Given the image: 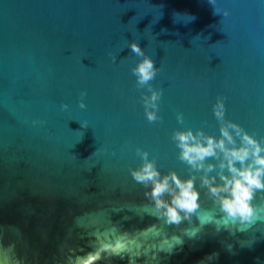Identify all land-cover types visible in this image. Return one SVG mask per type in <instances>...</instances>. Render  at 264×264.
<instances>
[{
  "label": "water",
  "instance_id": "1",
  "mask_svg": "<svg viewBox=\"0 0 264 264\" xmlns=\"http://www.w3.org/2000/svg\"><path fill=\"white\" fill-rule=\"evenodd\" d=\"M133 42L157 69L145 85L133 74L143 58ZM150 88L162 91L154 122L144 114ZM217 97L225 120L264 145V0H0V252L9 264H68L121 233L141 245L135 264H264V221L226 231L202 172L172 139L189 128L219 137ZM141 153L162 175L195 177L197 213L179 224L157 218L131 174ZM253 203L264 205V192ZM150 225L159 235L140 236ZM172 237L182 243L160 250Z\"/></svg>",
  "mask_w": 264,
  "mask_h": 264
},
{
  "label": "clouds",
  "instance_id": "2",
  "mask_svg": "<svg viewBox=\"0 0 264 264\" xmlns=\"http://www.w3.org/2000/svg\"><path fill=\"white\" fill-rule=\"evenodd\" d=\"M227 15L225 10L223 16ZM129 47L143 57L133 69V74L137 77V84L145 85L155 78L157 69L153 60L135 42L129 44ZM84 95L86 94L82 93V98ZM161 95V90L150 88V95L143 98L144 114L149 122L161 119L158 116ZM79 107L84 109L86 106L81 101ZM61 108L66 110L67 105H61ZM212 111L220 122L219 137L206 135L199 129L194 133L189 128L174 131L172 139L179 149V159L190 168L202 172L201 185L207 188L213 197V203L218 205L223 214L221 226L234 235V229L247 231L257 221H264V205L253 203L257 191L264 192V145L236 122L225 120L223 98L217 97ZM176 118L183 122L182 113H177ZM141 158L142 165L131 174L137 183L148 187L144 195L151 200L158 219L163 218L166 224H179L183 219L197 213L201 204L194 176L181 179L175 172L162 175L154 162L147 158V153H141ZM208 158L216 163H206ZM214 171L215 175H210ZM199 219L203 224L211 217L204 213ZM139 235L157 236L159 230L155 225H150L141 229ZM174 243L182 241L179 237L162 240L160 250L170 252ZM140 248L141 245L136 239L127 233H121L114 238L109 237L107 242L101 243L89 254H77L68 258V264H95L102 254L121 258L128 255L129 264H135L133 257L140 255ZM228 250L231 251V245ZM0 264H9L3 252H0Z\"/></svg>",
  "mask_w": 264,
  "mask_h": 264
},
{
  "label": "snow or ice",
  "instance_id": "3",
  "mask_svg": "<svg viewBox=\"0 0 264 264\" xmlns=\"http://www.w3.org/2000/svg\"><path fill=\"white\" fill-rule=\"evenodd\" d=\"M93 259H95V258H93Z\"/></svg>",
  "mask_w": 264,
  "mask_h": 264
}]
</instances>
